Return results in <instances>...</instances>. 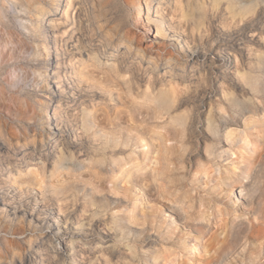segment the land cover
<instances>
[{
	"label": "clouds",
	"instance_id": "9594fccd",
	"mask_svg": "<svg viewBox=\"0 0 264 264\" xmlns=\"http://www.w3.org/2000/svg\"><path fill=\"white\" fill-rule=\"evenodd\" d=\"M0 264H264V0H0Z\"/></svg>",
	"mask_w": 264,
	"mask_h": 264
}]
</instances>
